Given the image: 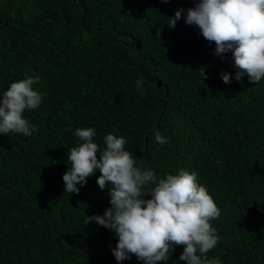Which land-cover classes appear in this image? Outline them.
I'll use <instances>...</instances> for the list:
<instances>
[{"label": "trees", "instance_id": "1", "mask_svg": "<svg viewBox=\"0 0 264 264\" xmlns=\"http://www.w3.org/2000/svg\"><path fill=\"white\" fill-rule=\"evenodd\" d=\"M197 2L0 0V91L38 75L43 94L24 113L31 136L0 135V264H118L116 236L84 224L109 206L99 171L78 194L63 192L74 131L91 126L101 148L105 134L123 136L137 165L158 176L195 171L220 209L207 255L264 264V81L224 83L220 73L235 71L231 53L215 55L183 13L174 28L165 24ZM156 130L168 143H155Z\"/></svg>", "mask_w": 264, "mask_h": 264}, {"label": "clouds", "instance_id": "2", "mask_svg": "<svg viewBox=\"0 0 264 264\" xmlns=\"http://www.w3.org/2000/svg\"><path fill=\"white\" fill-rule=\"evenodd\" d=\"M182 13L185 24L214 42L215 55L223 58L231 53L235 71L220 73L224 83L242 82L245 76L250 83L264 81V0H198L187 9L177 8L165 24L174 28ZM39 80L38 75L26 76L0 91V135H32L34 126L24 113L42 103L43 94L33 87ZM135 86L143 95V78H137ZM74 135L78 141L68 150L70 166L62 175L63 192L78 194L99 171L96 184L107 189L109 206L102 214L87 215L84 224L95 222L116 236L110 250L118 264L132 255L143 264H167L177 246L183 250L176 264H223L218 256L207 255L219 240L211 221L219 218L220 209L207 188L198 183L195 171L180 168L158 176L155 170L137 165L123 136L105 134L101 148L94 126L78 127ZM154 141L164 145L168 137L156 130Z\"/></svg>", "mask_w": 264, "mask_h": 264}, {"label": "water", "instance_id": "3", "mask_svg": "<svg viewBox=\"0 0 264 264\" xmlns=\"http://www.w3.org/2000/svg\"><path fill=\"white\" fill-rule=\"evenodd\" d=\"M157 85L159 86V85H160V83L158 82V83H157Z\"/></svg>", "mask_w": 264, "mask_h": 264}]
</instances>
